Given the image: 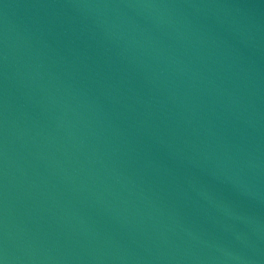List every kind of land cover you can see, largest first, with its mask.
I'll list each match as a JSON object with an SVG mask.
<instances>
[{"label":"water","instance_id":"95a60500","mask_svg":"<svg viewBox=\"0 0 264 264\" xmlns=\"http://www.w3.org/2000/svg\"><path fill=\"white\" fill-rule=\"evenodd\" d=\"M2 264H264V0H0Z\"/></svg>","mask_w":264,"mask_h":264},{"label":"snow or ice","instance_id":"6c2138e0","mask_svg":"<svg viewBox=\"0 0 264 264\" xmlns=\"http://www.w3.org/2000/svg\"><path fill=\"white\" fill-rule=\"evenodd\" d=\"M0 264H2V261H0Z\"/></svg>","mask_w":264,"mask_h":264}]
</instances>
